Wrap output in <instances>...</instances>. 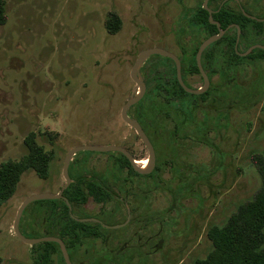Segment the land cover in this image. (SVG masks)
<instances>
[{
    "label": "rangeland",
    "instance_id": "1",
    "mask_svg": "<svg viewBox=\"0 0 264 264\" xmlns=\"http://www.w3.org/2000/svg\"><path fill=\"white\" fill-rule=\"evenodd\" d=\"M4 1L7 20L0 25V162L18 159L26 152L23 138L29 132H35L36 142L53 153L48 177L41 179L33 170L25 171L14 194L0 206V264H31L36 248L18 239L12 224L25 198L55 192L59 187L62 159L68 149L116 143L129 148L136 159L146 157L145 147L119 116L123 103L137 90L129 72L138 52L161 47L175 53L183 62L186 83L198 87L202 79L193 66L194 53L214 32L204 22L200 0ZM219 2L210 0V9ZM238 5L253 15H264V0H230L225 8L236 12ZM110 12L121 22L113 34L104 26ZM243 29L238 52L254 43L264 45V23L244 24ZM233 34L231 27L228 36ZM232 50L234 44L223 39L209 48L207 60L210 92L236 91L231 108L230 99H222L216 109L209 108V93L182 104L166 103L153 75L161 76L170 66L156 63L154 57L144 62L145 97L128 113L139 114L154 138L159 182L148 204L157 208V215L151 221L148 214L145 221L142 216L135 217L132 225L122 230L124 237L131 236L138 218L145 225L142 233L156 227L158 247L155 250L143 241L134 244V240H127V245L122 242L125 246L119 257L133 261L118 259L119 248H115L109 249L114 258L103 264H194L211 249L209 231L223 224L260 187L262 178L253 157H264V57L255 51L252 58L236 61L230 57ZM191 105L193 114H182ZM150 119L156 124L151 125ZM95 153L80 150L73 157L74 163ZM118 157L95 154L87 158L85 168L93 171L105 163V171L114 174ZM175 163H180L179 170L172 174ZM199 173L205 174L198 179ZM112 183L120 190L118 173ZM89 201L90 212L100 211V203ZM131 202L140 207L138 200ZM39 204L32 201L22 212L19 229L25 237L42 236L37 224L42 218L36 211ZM116 209V200L105 202V210L115 213ZM32 220L37 223L31 225ZM112 236L117 239L120 235ZM105 256L110 254L105 252ZM51 257L50 264H63L57 252Z\"/></svg>",
    "mask_w": 264,
    "mask_h": 264
},
{
    "label": "flooded vegetation",
    "instance_id": "2",
    "mask_svg": "<svg viewBox=\"0 0 264 264\" xmlns=\"http://www.w3.org/2000/svg\"><path fill=\"white\" fill-rule=\"evenodd\" d=\"M203 1L204 0H200V3H198V8H203ZM221 1H222V3L220 6H223L224 3H226L227 1H230V0H225V1L220 0V2ZM207 6L210 8V0H207ZM238 8L249 19H251L257 23H260L261 25L264 23V15H253V14H251V12L243 9L239 5H238ZM204 10H206V9H204ZM211 10H212V14H213V12L220 10V7L218 6L217 9L212 8ZM229 25H232L231 27H233V28H236L235 26H237V24H229ZM226 27H224V28H226ZM231 27H229L227 30H225L223 35ZM237 27L239 28V26H237ZM221 28H223V27H221ZM239 30H240V28H239ZM109 33H111V32H109ZM213 34H215V33H213ZM213 34H211V35H213ZM211 35H209V36H211ZM240 36H241V30L239 31V37H238L237 43H236V39H235L234 49L240 56H242L240 53H243L245 50L243 52H238V50H237L239 42H240ZM236 38H237V28H236ZM219 39L210 43L206 48H208V47L210 48ZM235 44H236V46H235ZM254 44H259V43H254ZM254 44H251V45H254ZM260 45H262V44H260ZM250 46H248V47H250ZM262 46H264V45H262ZM209 48H208V52H209ZM197 49H198V47H197ZM197 49H196V51H197ZM205 49L201 53L200 61H201L202 68L206 72L209 83H208L207 87L205 88V90L199 94H194V93L187 91L178 82V80L176 78L175 64H174L172 59L165 57V56H161V55L149 56V57H154L156 60V63H158V64H164V65L167 64L170 66L169 71L168 72L167 71L162 72L161 76L160 75L157 76V74L153 75L155 77L154 78L155 81L157 82V86H159L158 90H160L161 95L164 96L166 103H168V104L169 103H171V104H182V103H186L188 98L195 99L197 97H201V96L209 93V96H208L209 108L212 107V108L216 109L218 104H220V106H221L223 103L222 99H224L225 101L230 99L229 107L230 108L232 107V105H233L232 104V97H235V94H236V91L234 89H232L229 94H227L226 92L222 93L220 91L210 92V89H211L210 69L208 68L206 61L204 59H202V54L205 51ZM254 49H263V48H254ZM196 51L194 53V58H193V60L195 61V65H196V60H195ZM169 52H171V51H169ZM171 53H173V52H171ZM173 54L176 55L175 53H173ZM176 57L179 59V62H180V73H181V78H182L184 86H186L187 88H190V89L202 88L203 87V80H202L201 85H199L198 87H191V85L186 83L184 76H183V62L179 56L176 55ZM148 58H146L144 60V62ZM159 58H161V59H159ZM165 58H167L168 60H165ZM144 62H143V64H144ZM143 64H142V66H143ZM167 65H166V67H167ZM204 65H206V66L204 67ZM196 68H197V73L200 75V72L198 70L197 65H196ZM147 71H149V70H147ZM149 72H146L145 76H147ZM140 74H141V68H140ZM141 76H142V74H141ZM174 77L176 78V81L178 84L174 83V80H173ZM200 77H201V75H200ZM142 78H143V82L145 84V91H146V81L147 80L143 76H142ZM201 79H202V77H201ZM145 91H144L142 97L137 102L132 104L131 106L138 104L145 97ZM136 93H138V90H135V92L133 94H136ZM124 103H123V105H124ZM129 108L127 109V116L138 122V124L140 125L144 134L146 135L147 139L149 140V143L152 146L153 153H154V160H153L152 164L149 163V152H148L147 147L142 142L141 138L138 136V134L136 133L134 128H132L130 125H128L123 120V118L121 116V109H120V115H119L120 118L125 122V124H127L134 131L137 139L145 147L146 157H143L141 159H136L135 155L133 154V152L129 148H127L126 146L118 145L116 143H108V144H105L104 146L115 145V146L122 147L127 152V154L131 157L132 161L129 160V158L126 154H124L120 151H115V150H113V151H94V150H91V151L96 152L95 154H97V155L104 154V156H105V153L118 154V156H119L118 161L119 162L116 165V167H114L113 172H115L116 174L117 173L119 174V177L121 180V184L119 185V189L121 191L120 190L117 191L113 187L112 180L114 179L116 174L115 173L113 174L111 171L110 172L105 171V163L102 165V167L100 169L95 168L96 170L93 169V171L91 169L86 170L85 164H86L87 158L92 157L95 154H89V156L87 158H85L81 163H79L78 161H76V163H74L75 159L73 157L80 150L76 151L71 156V158L69 160V163L67 166V175H68L69 181L67 182L64 175H63V163H64V159H65L67 152L70 149L74 148V147H72L66 151V153L62 159L61 170H60V175H61L60 180L61 181H60L59 187L55 190V192H50V193H55V194L60 192L61 197L56 198V199L36 200V201H40V204L38 205V208L36 209V211H39V214L42 216V218H41L39 223L32 220V221H30V224L31 225H34L36 223L39 224L38 226H40L42 238L55 237V238L59 239L65 247V250H66L70 264H75V263H79V264H103L106 261H111L112 258H114L111 255L110 250H115V248H119V251L117 253L118 259L122 258V260L125 259L126 263H128V262L131 263L133 260H130V257H128V258L119 257L120 249L125 246V245H123V243L126 244L127 240H134V244L139 243V240L143 241L144 244H148L151 248H153L155 250H156V247H158L156 227L154 229L152 227H150V231L148 234L142 233V230L145 229V225L142 224V220L145 221L147 219V214L149 215V221L153 220L157 215V210H156L157 208H152L151 203L148 204V202H150L149 199H152V194L154 191H156L157 184L159 182L158 174H157L158 166H157L156 146L154 143V138L152 137L151 133H149V130L146 127L147 125L145 126V124L141 120L140 115L139 114L130 115L128 113ZM192 109H193V105H191V107L188 110L183 109L182 114L190 116L193 114ZM168 115H170V114L168 113ZM152 116L156 117V115H152ZM150 124L151 125L156 124L155 120L150 119ZM200 129H201V127H200ZM200 137L203 138L202 136H197V139L200 140ZM79 146H81V145H79ZM72 163H73L72 171H71L72 175L70 177L69 176V166ZM184 164H189V163L185 162ZM184 164H182L180 169H182L184 167ZM179 166H180V163H178V164L175 163V165L171 168V173L172 174L177 173V171L179 170V169H177V167H179ZM197 168H203V167H197ZM48 174H49V166H48ZM204 174L199 173V175H197V178L199 179ZM47 177H48V175H47ZM46 178H41V179H46ZM142 186H144V187H142ZM110 199H114L118 202V209H116L117 212H115V213H112L111 210H105V202L107 203V201ZM89 200L94 201L96 203H100L101 204L100 211H97L95 213L90 212L87 209V204L90 203ZM131 200H134V201L138 200L139 203H137V205L140 207L135 208L134 205L132 206ZM39 209H42L41 210L42 213L40 212ZM36 211L32 214L33 218L35 216ZM137 211H138V215L136 214ZM122 212H123V216H122ZM141 213H142V215H141ZM120 214L122 216L121 219L118 217L115 218V216H119ZM139 216L140 217L142 216V220H139L138 218L135 219V221L133 222V224H135V225L133 226V229L131 230V236L128 235L129 239H128V236L124 237V232H123L124 230H122V229H124V227H126V226L132 225V223H130V221H132L133 218L139 217ZM117 234L122 236V237L117 236L118 238L114 239L112 235H117ZM136 237H137V240H136ZM119 240L120 241L123 240V241H121V243H117L114 245L110 243L112 241L120 242ZM89 241H90V243H91V241H93V243H91V245H89ZM46 242L53 243V247L51 248V247L45 246ZM39 243L43 244V247H40L39 250L40 251L42 250L43 254L48 257V264H50L52 262L51 255L54 252H57V254L59 255L60 261L63 264H66L64 257H63V254H62V251L60 249V245L58 242L46 240V241H42ZM36 244H38V243H36ZM36 244H34V245H36ZM30 246H33V245H30ZM98 248H101L102 250L99 251V250H97ZM105 252H108L110 254V256H105ZM31 262H32V259H31Z\"/></svg>",
    "mask_w": 264,
    "mask_h": 264
},
{
    "label": "trees",
    "instance_id": "3",
    "mask_svg": "<svg viewBox=\"0 0 264 264\" xmlns=\"http://www.w3.org/2000/svg\"><path fill=\"white\" fill-rule=\"evenodd\" d=\"M227 2L224 3L220 10L213 12L212 19L218 21L223 28L230 23L237 24L241 30V40L244 36V24L253 23L260 25V23L246 17L239 8L236 12L231 11L229 7L225 8ZM217 8L218 4L214 6V9ZM199 9L207 28L216 33L217 27L215 24L210 23L208 12L203 8ZM6 20L5 1L0 0V25H3ZM120 24L121 22L114 12L106 15L104 26L108 32H116L120 28ZM228 31L214 44L221 42L223 39H227L234 44L236 28H234L232 36H228ZM208 48L202 54V59L206 61L207 65ZM255 51L259 57H264L263 49H254L246 56H240L234 49L230 57L236 61H242L252 58ZM165 60L168 59L165 58ZM193 66L197 71L194 60ZM173 80L175 84H178L175 77ZM23 143L26 152L18 159H7L0 162V206L14 194L20 177L25 171L33 170L39 178H46L48 175L52 151L44 150L36 142L35 132L26 134L23 138ZM253 158L262 178L260 187L254 196L240 204L223 224L209 231L212 243L211 249L204 258L194 264H264V157L256 155ZM45 246L52 248L53 243L46 242ZM32 247L36 249L33 251L31 264H48V257L43 254L42 250H39L40 247H43V244L38 243Z\"/></svg>",
    "mask_w": 264,
    "mask_h": 264
},
{
    "label": "water",
    "instance_id": "4",
    "mask_svg": "<svg viewBox=\"0 0 264 264\" xmlns=\"http://www.w3.org/2000/svg\"><path fill=\"white\" fill-rule=\"evenodd\" d=\"M225 1V0H224ZM223 1V2H224ZM203 8L207 10L208 12V19L210 21V23H213L216 25L217 27V32L209 37H207L206 39H204L200 45L198 46V49L196 51L195 54V60H196V65L198 67V70L200 72V75L202 77L203 80V87L202 88H198V89H190L187 88L186 86H184L182 78H181V73H180V62L179 59L176 57V55H174L173 53L161 48V47H150V48H146L141 50L140 52H138V54L136 55V58L134 60V63L130 69L129 72V76L131 78V80L135 83L138 93L136 94H132L124 103V105L121 108V116L123 118V120L130 125L132 128H134V130L136 131V133L138 134V136L141 138L142 142L145 144V146L148 149L149 152V163L152 164L153 160H154V153H153V149L151 144L149 143V140L147 139L146 135L144 134L143 130L141 129L140 125L138 124V122L134 119H131L127 116V109L134 104L135 102H137L143 95L144 91H145V84L143 82V78L140 74V68L144 62V60L146 58H148L151 55H161V56H165L168 57L170 59L173 60L174 64H175V69H176V78L178 80V82L189 92L194 93V94H199L201 92H203L205 90V88L207 87L209 80L208 77L206 75V72L204 71V69L201 66V61H200V57H201V53L202 51L212 42H214L215 40L219 39L223 33L225 32V30H227L229 27H231L232 25H228L226 28H221L220 27V23L216 20L212 19V10L207 6V0L203 1ZM237 28V38H236V43L239 37V28L237 26H235ZM236 46V44H235ZM254 48H263L264 46L260 45V44H254L251 45L250 47H248L243 53H240L242 56H245L247 54H249ZM135 92V91H134ZM133 92V93H134ZM78 150H94V151H120L124 154H126L129 158L130 161H132L131 157L127 154V152L119 146H115V145H81V146H76L72 149H70L64 159V163H63V175L66 179V181H69L68 175H67V166L69 163V160L71 158V156ZM142 171V170H141ZM61 197V193H35L32 194L30 196H28L27 198H25L22 203L20 204L13 224H12V230L13 233L15 234V236L20 239L22 242H24L25 244L28 245H34L36 243L42 242V241H56L59 243L60 245V249L62 251L64 260L66 264H70L65 247L63 245V243L55 238V237H39V238H28L25 237L20 229H19V221H20V217L21 214L23 212V209L25 208V206L27 204H29L32 201H36V200H42V199H56Z\"/></svg>",
    "mask_w": 264,
    "mask_h": 264
}]
</instances>
